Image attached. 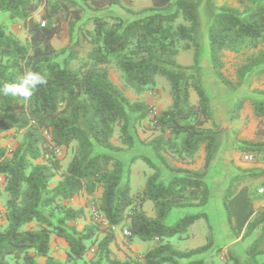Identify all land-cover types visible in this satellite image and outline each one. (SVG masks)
<instances>
[{
    "label": "trees",
    "instance_id": "obj_1",
    "mask_svg": "<svg viewBox=\"0 0 264 264\" xmlns=\"http://www.w3.org/2000/svg\"><path fill=\"white\" fill-rule=\"evenodd\" d=\"M81 1L97 14L92 28L71 36V42L88 47L83 64L73 66L78 52L71 44L56 49L53 39L61 35L65 22L73 27V21L82 19L79 0H0V85L17 80L25 70L47 78L30 99L0 94V134L23 131L13 150L0 146V176L8 194L4 211L0 208V264H182V260L216 264L199 257L215 244L206 210L184 212L168 221L176 211L208 205V172L222 143L202 74L198 1L149 0L148 6L128 14L111 10L122 0ZM4 14L23 22L25 42L6 27ZM207 43L212 74L228 89H238L254 73L264 78V0H238L237 5L215 8ZM190 49L195 50L194 63L181 64L179 52ZM225 51L242 56L235 78L224 71ZM110 64L118 69L124 86L136 93L155 86L160 76L170 84L171 104L155 115V135L145 141L160 164L140 156L153 171L136 194L125 163L112 154L135 144L129 114L135 113L134 120L141 122L153 109L143 100H132L114 82ZM258 92L264 94L263 89ZM244 101L236 102L232 118ZM253 107L259 118L256 134L264 136V101H255ZM61 147L72 148L64 170L58 155ZM242 150L262 155L264 141L249 142ZM202 153V164L197 166ZM164 168L172 175L169 180L162 178ZM244 171L231 178L222 202L234 237L246 240L258 231L245 252L249 264H264L257 259L264 255V204L255 205L259 196L244 183L250 173ZM58 174L61 179L51 187ZM78 195L86 196L87 205L97 204L106 224L92 215L83 228L71 224L86 216L84 207L67 204ZM146 201L153 203L154 215L144 209ZM202 218L210 229L206 243L176 247L172 239L187 236ZM118 226L129 231V243L155 242L142 260L113 255ZM54 237L67 243L63 260L52 253ZM94 245L97 249L88 260ZM226 264L240 261L228 252Z\"/></svg>",
    "mask_w": 264,
    "mask_h": 264
},
{
    "label": "rangeland",
    "instance_id": "obj_2",
    "mask_svg": "<svg viewBox=\"0 0 264 264\" xmlns=\"http://www.w3.org/2000/svg\"><path fill=\"white\" fill-rule=\"evenodd\" d=\"M82 4L83 2L79 0ZM201 12H202V24L201 29L198 32V37L201 42L207 40V31L208 26L210 23V18L214 14L215 8H218L222 5H237L238 0H197ZM149 5V0H122V5H114L111 7L113 12H118L120 14H128V10H136L139 11L146 6ZM83 17L81 20L74 22L73 27H71L68 22L64 23L63 31L58 38L53 39V45L56 49L62 50L71 44L72 48L78 52V59L72 63L73 66H79L83 64L84 59L86 58L87 48L83 47L81 44H76L71 42V36L74 34L79 36L81 35L82 30L89 29L93 27V18L97 14V11L91 8H88L85 4H83ZM125 8H128L127 11ZM2 21L5 23L6 27L12 31L18 38L22 41H26V34L23 28V22L21 20H11L8 18L6 14L2 15ZM65 55V54H64ZM62 55L61 58L64 56ZM202 54L200 53V57L202 58ZM195 57V50H181L178 54V61L184 65H190L194 63ZM242 56L235 55L233 53H229L226 56V73L230 77L235 76V69L237 64L240 63ZM202 59H201V68H202ZM204 63V62H203ZM110 71L111 77L115 83H117L125 93L132 99V100H143L147 102L153 109V112L145 118L143 121L138 122L135 121V113H130V132L133 134L135 139V144L132 148L128 149L122 153H113L112 155L120 158L125 163V168L129 170V179L132 187V191H138L142 186L145 185L146 177L153 171V169L143 160L140 156H148L152 158L155 162L159 163V160L155 156L153 150L145 141L150 140L154 135V130L152 128L153 121L155 115L162 109L166 108L171 104V95H170V84L169 81L165 77H157L156 85L152 88H149L142 93H136L130 88H126L123 84V80L120 76L118 69L113 65L110 64L108 66ZM202 74L206 77V70L202 68ZM213 77V74H208ZM207 75V76H208ZM214 78V77H213ZM205 80H207L205 78ZM257 78L253 79L251 86H258L256 83ZM205 83H207L205 81ZM261 86L263 83L260 82ZM206 85H210L209 81ZM255 93L258 95H264L258 90H254ZM192 99L195 101L197 96L194 92H192ZM228 124V121H225L221 117V124ZM252 119L246 120L245 126L239 127L238 125L237 132L230 133V130L221 128V137L222 143H228L229 138L232 140L237 139L240 142L235 144V148L232 151V163L238 164L236 167V175L244 174V170L250 172L246 175L244 183L249 184L255 191L256 195L259 196L258 201L256 202V206H262L264 202V192L260 193L259 189H264V168L258 167L255 162H246L244 159L245 154L247 153L246 150H242L243 146H247L249 142L258 141V137H254V131L252 129ZM253 134V135H252ZM252 135L253 138H250ZM23 131H16L15 129L8 130L2 134H0V146L5 147L8 151L13 150L22 140ZM250 138V139H246ZM252 141V139H254ZM101 151V149H98ZM264 154V153H263ZM262 154V155H263ZM58 155L62 159L63 169H65L68 161L72 156V148L70 147H61L58 149ZM202 154L197 157V166L202 164ZM135 158L133 161L132 159ZM258 161L260 158H257ZM175 165L181 164L177 161H172ZM237 162V163H236ZM234 170L232 169V172ZM234 171V172H235ZM238 171V173H237ZM231 176V173H229ZM169 175V172L164 168L163 171V179ZM233 176V177H234ZM61 179L60 174L54 177L50 183V186L53 187L59 180ZM5 183L3 176H0V208L4 211L5 209V202L8 197L7 192L4 190ZM100 194V192H99ZM99 197V196H98ZM67 204L74 206L76 208L84 207L86 216L79 218L71 224H75L78 228H83L90 222L91 212H90V205H87V198L85 195L79 196L78 198L75 197L73 200L67 201ZM91 204V202H90ZM150 208L146 207V211L150 212ZM191 209V210H190ZM195 208H189L182 211H176L174 214L169 218L170 222H173L176 217H178L182 213L186 212H194L197 210H193ZM200 211V210H199ZM207 211V210H206ZM213 216L212 220L213 225V235L215 238L214 248L199 257H202L206 260L214 261L216 264H226V254L231 252L233 255L239 258L240 264H249L248 258L246 256V247L249 246L253 240L256 238L258 231L251 235L246 240H242L241 237L237 238L234 237L231 233V230L226 222V219L223 215V210H212ZM153 213V212H152ZM153 215V214H152ZM35 226V224H33ZM119 227V228H118ZM117 227V241L115 244L112 245L113 255L119 258H127V257H134L142 260L143 254L146 250L153 247L155 242H135L129 243L127 241L126 235H124L123 230L120 226ZM210 234V229L208 223L205 219L197 220L189 229L187 236L178 238L175 237L172 239L173 244L180 248V249H188L200 246L207 241V237ZM104 234L101 233L100 237ZM97 247L94 245L88 255L87 259L89 260L95 253ZM67 251V243L63 238L54 237L52 240V253L58 259H65ZM198 257V256H196ZM41 259V258H40ZM259 261H264V255L257 257ZM143 261H141V264ZM181 263L183 264L184 261L182 260Z\"/></svg>",
    "mask_w": 264,
    "mask_h": 264
},
{
    "label": "crops",
    "instance_id": "obj_3",
    "mask_svg": "<svg viewBox=\"0 0 264 264\" xmlns=\"http://www.w3.org/2000/svg\"><path fill=\"white\" fill-rule=\"evenodd\" d=\"M200 29H201V26L199 28V31H200ZM198 39H199V37H198ZM200 43H201L200 53L203 55L201 59L204 62V63L202 62V68H204V70H206V79H207L206 82L208 83V81H209V83H210L209 86L207 85V90H208V93H209L210 98H211L215 119L218 122V124L221 121V117L225 121L229 122L226 125H224L222 123L219 126H221V128H225V129L230 130V133L233 134V132H235V131L237 132V129H238L237 128L238 125H236L237 123L240 124L239 127H242V125L245 126L246 120L248 121L249 119H252V123H250V126L252 125V129L254 131V133H253L254 137H258L259 138L258 141H264V136H260V135L256 134V129L258 126L259 118L256 117V115L254 114V107H253V103L255 101H264V95H258L257 93L254 92V90H256V89L257 90L258 89L264 90V78H257L256 83L258 84V86H251L250 87L252 80L256 78V75L254 73L252 76L248 77L245 80V82L243 83V85L240 86L238 89H236V90L228 89L219 80H217L216 78H213L214 76L211 78V76L208 75L210 73L212 74V67H211L210 56H209V51H208V43H207V40H205L204 42L200 41ZM229 53L235 54L234 52H231V51H225V57H224L225 62H226V56ZM235 55H237V54H235ZM225 70H226V66L224 68V71ZM232 78H235V76ZM260 82L263 83V86H261ZM242 98H245L244 104L237 112H235V115H234L235 117L232 118V109H233L234 105L236 104V102ZM252 135L250 136V138H253ZM250 138H246V139H250ZM253 140H255V138L252 139V141ZM239 142L240 141L237 139L232 140L231 138H229L228 143L222 144V146L220 147V150H219V152H218V154H217V156H216L214 162L212 163V165L209 169V172H208L207 182H208V185H209L210 191H211L209 203L205 207H202V208L196 207L195 209H193V210H197L194 212H198L199 210H207L209 217H210V221L213 219L212 218V216H213L212 210H223V215H224L226 222H227L226 213H225V209H224L222 200H223V196H224L226 186L230 182L231 178L236 174L235 170L237 169L236 166L238 164H234L235 162L232 163V157H233L232 151L235 148L234 147L235 144L239 143ZM202 156H203V153H202ZM256 165L258 167L264 168V165L261 163H258ZM232 169L235 172L234 171L232 172ZM229 173H231V176ZM237 173H238V171H237ZM171 177H172V175L169 174L165 180H169ZM144 186H142L138 191H135L133 193H135V194L138 193L139 191H141L144 188ZM79 196L81 197L82 195H78L76 197L78 198ZM95 196L96 197L100 196L99 192H97ZM257 201L258 200L255 201V205H256ZM263 204H264V202L262 203V205ZM146 207L150 208L149 210H151L150 212H147V211L146 212L149 215H152V214L154 215L153 203L151 201H146L144 203V209L145 210H146ZM168 221L170 222L169 219H168ZM211 223H213V221ZM227 224H228V222H227ZM212 225H214V224H212ZM121 229L123 230L122 227H121ZM116 230H117V228H116Z\"/></svg>",
    "mask_w": 264,
    "mask_h": 264
},
{
    "label": "clouds",
    "instance_id": "obj_4",
    "mask_svg": "<svg viewBox=\"0 0 264 264\" xmlns=\"http://www.w3.org/2000/svg\"><path fill=\"white\" fill-rule=\"evenodd\" d=\"M46 83L47 78L41 72L25 70L17 80L0 85V94L30 99L34 92Z\"/></svg>",
    "mask_w": 264,
    "mask_h": 264
},
{
    "label": "built area",
    "instance_id": "obj_5",
    "mask_svg": "<svg viewBox=\"0 0 264 264\" xmlns=\"http://www.w3.org/2000/svg\"><path fill=\"white\" fill-rule=\"evenodd\" d=\"M42 24L45 25V21ZM257 158H260L259 161H258ZM244 159H245L246 162H255L256 164L261 163V164L264 165V154L263 155H259V156H255L252 153H246L245 156H244ZM259 192L263 193L264 189L260 188ZM90 212H91V215L93 216L94 219H96L99 222H102V223L106 224V222H107L106 218L99 211V209L97 207V204L94 201L90 205ZM123 233H124V235H127V234H129V231L127 229H123Z\"/></svg>",
    "mask_w": 264,
    "mask_h": 264
}]
</instances>
